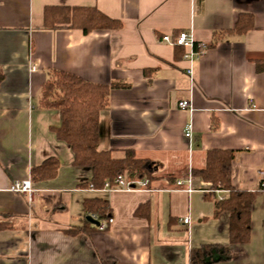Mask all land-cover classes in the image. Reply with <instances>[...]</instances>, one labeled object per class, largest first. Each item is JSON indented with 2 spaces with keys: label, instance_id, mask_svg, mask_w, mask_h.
<instances>
[{
  "label": "crops",
  "instance_id": "1",
  "mask_svg": "<svg viewBox=\"0 0 264 264\" xmlns=\"http://www.w3.org/2000/svg\"><path fill=\"white\" fill-rule=\"evenodd\" d=\"M47 6L94 7L122 25L46 29ZM246 15L252 28L236 33ZM183 30L208 46L192 64L162 41ZM0 70V214L9 216L0 222L11 226L0 230V264H190L191 250L209 245L232 253L212 250L208 264H264V0H0ZM58 72L110 88L98 150L155 162L148 190L91 189L92 170L75 166L56 136L60 111L42 105ZM186 99L192 111L178 108ZM211 150L232 151L234 187L257 192L247 244L231 246L230 215L216 214L227 191L194 177L190 192L176 185L205 168ZM51 158L58 174L32 181L31 200L8 191ZM93 198L109 203L106 231L87 224L84 201Z\"/></svg>",
  "mask_w": 264,
  "mask_h": 264
},
{
  "label": "trees",
  "instance_id": "2",
  "mask_svg": "<svg viewBox=\"0 0 264 264\" xmlns=\"http://www.w3.org/2000/svg\"><path fill=\"white\" fill-rule=\"evenodd\" d=\"M251 16H241L234 31L244 34L252 28ZM121 22L104 15L96 8L47 6L44 9V27L46 29L70 28L82 30L84 34L95 31L116 30ZM4 74L0 70V84ZM110 88L105 85L92 84L64 72L55 74L48 81L42 94V105L58 109L61 114V125L54 128L59 140L66 142L74 154V165L92 170L89 186L101 190L106 181L111 183L118 175L128 178L155 179L156 163L149 159H138L128 152L125 159H114L109 151H99L100 113L107 108ZM234 155L232 151L211 150L208 152L206 166L192 170L194 178L211 183V190L227 191V199L218 202L217 212H228L229 243L231 246L247 244L251 237V214L257 192L236 189L232 183ZM60 167L57 159L46 160L42 165L31 168V180L34 182L54 179ZM87 216H95L98 222L112 218L109 203L101 198L84 201ZM58 209V207H56ZM9 216L0 214L1 219ZM92 229L98 226L87 223ZM11 228L0 222V230ZM68 235H77L84 231L78 228L65 230ZM212 250L223 251L226 257L231 256V248L220 246H203L190 252V264H208ZM112 264H115L112 262Z\"/></svg>",
  "mask_w": 264,
  "mask_h": 264
},
{
  "label": "built area",
  "instance_id": "3",
  "mask_svg": "<svg viewBox=\"0 0 264 264\" xmlns=\"http://www.w3.org/2000/svg\"><path fill=\"white\" fill-rule=\"evenodd\" d=\"M162 41L172 44L174 46L182 47L185 49L184 59L187 60L190 64L194 61V59L202 56L208 46L204 42H200L195 40L191 31H180L175 36L172 35H164L162 37ZM35 66L33 70H35ZM187 75L190 81V91L193 92L195 86V77H194V69L192 65L187 68ZM178 108L184 111H192V104L190 99L181 100L178 102ZM193 135V124L188 123L185 126V136L187 138H191ZM193 175L190 172L187 178L183 180L177 181L176 185L178 187L186 186L187 191H192V183H193ZM150 181L148 179H139V178H128L126 175H118L115 180L111 183L110 181H106L104 187L101 189L103 191H125L130 192L134 190H148ZM92 190H97L91 187ZM8 191L13 193H20L29 196L31 200L34 194V188L31 178L23 179V180H15L8 187ZM95 220L97 218L92 216ZM114 222L113 218H110L108 221L99 222L98 230L106 231L108 230ZM185 223L189 222V218L184 219Z\"/></svg>",
  "mask_w": 264,
  "mask_h": 264
},
{
  "label": "water",
  "instance_id": "4",
  "mask_svg": "<svg viewBox=\"0 0 264 264\" xmlns=\"http://www.w3.org/2000/svg\"><path fill=\"white\" fill-rule=\"evenodd\" d=\"M86 220L95 226H99V222L95 220L92 216H87Z\"/></svg>",
  "mask_w": 264,
  "mask_h": 264
}]
</instances>
